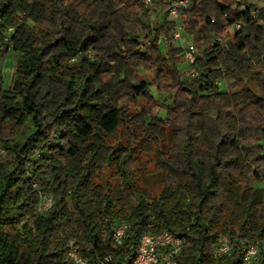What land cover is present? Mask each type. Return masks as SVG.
<instances>
[{
    "label": "trees",
    "instance_id": "16d2710c",
    "mask_svg": "<svg viewBox=\"0 0 264 264\" xmlns=\"http://www.w3.org/2000/svg\"><path fill=\"white\" fill-rule=\"evenodd\" d=\"M189 3L178 15L181 39L196 49V77L179 70L184 49L175 45L174 23L165 14L153 33L141 0H0V60L16 55L6 89L0 65V128L12 122L21 129L14 140L0 137L9 155L0 159V264H73L70 241L86 264H132L141 235L164 230L184 240L176 264H243L239 241L264 242V188L242 192L226 176L242 170L254 149L264 159V122L255 127L246 113L234 120L222 112L264 113V8L242 0ZM235 25L230 42L212 37ZM147 68L177 82L170 106L188 123L197 115L168 167L175 186L158 199L127 169L134 148L108 142L121 126L117 100L152 98L137 77ZM252 176L262 182L264 170ZM39 192L53 198L42 213ZM219 194L232 206L217 204ZM117 221L129 224L121 247L112 239ZM221 236L232 251L214 257ZM255 264H264V252Z\"/></svg>",
    "mask_w": 264,
    "mask_h": 264
},
{
    "label": "rangeland",
    "instance_id": "374dc122",
    "mask_svg": "<svg viewBox=\"0 0 264 264\" xmlns=\"http://www.w3.org/2000/svg\"><path fill=\"white\" fill-rule=\"evenodd\" d=\"M159 1L161 0H157V2ZM163 2V6L160 9L151 8L149 12V24L151 28L154 29L153 33L159 28L157 24L159 18L162 19L165 14L167 15L169 2L171 1L163 0ZM187 2L189 3L190 0ZM242 3L253 5L257 8H264V0H242ZM230 10H236V7L233 6ZM81 12H84V10L81 9ZM236 30L237 29L232 26L223 30L221 34H218L219 36L212 35V37L230 42ZM143 36V33H141L140 41H144V44L150 41L149 38L145 39ZM159 39L160 41L162 40L160 45L162 52H164V37L161 31ZM187 39L188 38H182L180 41L176 42L175 45L183 47L184 49L186 46L190 45L189 43L191 40ZM207 44H205V46H208ZM95 54V52H91L90 57H95ZM262 62H264V60H262L260 64ZM15 63L16 55L12 52L8 54L7 58L0 60L3 71L2 83L5 89L11 86L12 76L16 67ZM186 69L187 66L185 62L179 65L180 71H185ZM137 74L139 80L149 85L152 98L140 96L135 99L131 97L117 100V104H119L122 109L121 126L116 133L109 138L108 142L110 145L121 143V145L127 148L130 146L134 148L135 155L132 160H129L127 169L132 174L136 186L141 191L145 192L148 198L158 199L166 194L170 185L175 186L176 181L172 182L168 167L171 163H175L180 158L179 152L184 144L183 136L186 135V131L191 134V132L197 128L194 122V117L197 115L193 116L192 123H188L183 116L181 108L170 106L173 92H176L179 88L176 81H166L164 74L156 73L154 68L140 70ZM227 83L229 86L233 85V81L231 80H228ZM223 89L224 85L221 87V90ZM226 110L229 117H232L234 120L238 119L241 113H246L250 119H252L253 126L264 122L263 112H254L255 114H251L247 110L240 112L239 108H223L222 112ZM166 111H169L167 115H165ZM162 119L164 122H161ZM143 121H145V123ZM205 121L208 122L207 119H205ZM148 123H153L154 125H148ZM156 123L160 124L156 126ZM20 131L21 129L17 128L12 122H5L0 128V137L7 141L14 140L19 136ZM197 143L199 142L197 141ZM0 147L4 150V154L0 156V159L8 160V152L1 143ZM241 161L242 165L244 163L242 170H233L226 175L227 178H231L235 183L233 187H237L242 192L256 188H264V181H262L263 183L257 182L252 176L253 171L262 172L264 170V159L260 156L259 150H252L251 153ZM102 170L105 171L106 167L102 168ZM182 180L186 181L187 179L182 178ZM231 202L232 200H230L229 196L223 194L218 195L217 204L220 206L223 203H228V206H232L230 205ZM233 212L236 214L234 217L238 218V212L235 210ZM233 227L238 228V224L234 223Z\"/></svg>",
    "mask_w": 264,
    "mask_h": 264
},
{
    "label": "built area",
    "instance_id": "2783aa9c",
    "mask_svg": "<svg viewBox=\"0 0 264 264\" xmlns=\"http://www.w3.org/2000/svg\"><path fill=\"white\" fill-rule=\"evenodd\" d=\"M146 10H151L157 0H141ZM187 4V0H172L169 2L167 11V20L174 23L175 31L173 39L175 42L181 40V25L179 22L178 9ZM235 29L239 25L234 26ZM162 43V40L160 41ZM148 45V42L146 43ZM184 62L187 69L184 75L187 77H196L197 72L193 65L197 59L196 49L193 44L184 48ZM4 154V150L0 147V156ZM39 203L38 212L42 213L49 210L53 204L52 196L45 193H38ZM129 228V224L125 221H117L112 230V239L117 247L123 245L125 231ZM242 245L241 255L243 264H255L261 253L264 252V242L250 243L247 241H239ZM184 245L183 238L175 236L168 231H161L156 234L144 233L141 235L137 248L134 252L132 264H176V258L181 252ZM232 242L225 236L219 237L212 246L214 257L228 255L232 251ZM66 259L73 264H86V261L79 255L78 248L73 241L67 244ZM111 261L107 256L103 259L104 263Z\"/></svg>",
    "mask_w": 264,
    "mask_h": 264
}]
</instances>
